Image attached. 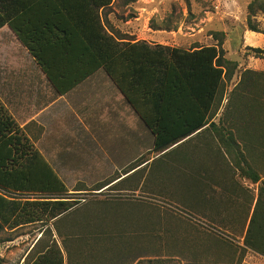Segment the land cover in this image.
I'll return each instance as SVG.
<instances>
[{"label":"trees","instance_id":"1","mask_svg":"<svg viewBox=\"0 0 264 264\" xmlns=\"http://www.w3.org/2000/svg\"><path fill=\"white\" fill-rule=\"evenodd\" d=\"M112 3L0 0V29L8 26L13 31L59 94L70 92L103 70L151 133L157 151H165L205 128L197 137L203 139L204 147L217 150L213 154L204 151L199 157L203 179L214 173L222 191L227 189L239 197L247 192L239 190L235 175L259 185L244 244L264 255V73L247 70L242 74L216 123L217 99L225 82L232 80L237 64L225 58L221 46L184 50L149 46L145 41L131 44L133 40L110 33L104 23L102 12ZM258 13L264 16V0L248 5L247 21L250 31L264 33L251 21ZM251 50L264 58V50ZM67 192L56 171L0 100V236L6 229L38 222H56L58 226L82 204L60 197ZM22 194L58 197H12ZM245 199L250 201L248 195ZM79 239L71 231L64 235L69 257L73 250L70 243ZM30 264H65L63 251L53 241Z\"/></svg>","mask_w":264,"mask_h":264},{"label":"rangeland","instance_id":"2","mask_svg":"<svg viewBox=\"0 0 264 264\" xmlns=\"http://www.w3.org/2000/svg\"><path fill=\"white\" fill-rule=\"evenodd\" d=\"M252 1L142 0L134 4L117 1L103 11V19L111 33L133 41L184 50L221 46L225 58L235 62L237 68L217 99L213 120L219 123L242 74L247 70L264 73V58L251 50H264V33L250 31L247 25L248 5ZM134 6L146 10H136ZM139 13L142 15L136 20ZM128 20L133 23L128 24ZM251 21L264 31L261 13ZM68 121L67 129L49 127L42 139L34 142L67 187L66 195L60 197L73 198L82 204L58 226L56 222H38L6 229L0 236V264H30L53 241L62 249L65 264H264V255L244 244L258 184L235 175L239 190L245 189L246 195L239 197L227 189L221 192L219 189L209 195L214 200L207 204L200 192L202 161L192 159L189 154L187 161L173 158L176 164L153 166L149 162L140 170V177L117 183L115 175L119 172L112 168L113 163L91 145L84 129L74 126L70 117ZM133 132L125 129L115 135L116 151L123 148L122 140L134 138ZM140 132L147 142L151 133L144 127ZM135 133L138 134L137 130ZM104 142L107 144L108 138ZM204 151L199 148V157L204 156ZM144 158L151 156L145 154ZM203 163L209 165L204 158ZM121 164L128 169L139 162ZM165 167L162 175L157 174ZM196 173H200L199 181L194 179ZM196 181L199 187L190 184ZM247 195L253 204L245 199ZM12 197L24 200L58 196ZM69 231L80 238L78 243H70L72 257L63 243Z\"/></svg>","mask_w":264,"mask_h":264},{"label":"crops","instance_id":"3","mask_svg":"<svg viewBox=\"0 0 264 264\" xmlns=\"http://www.w3.org/2000/svg\"><path fill=\"white\" fill-rule=\"evenodd\" d=\"M117 1L134 4L140 3L142 0H113L108 8H112ZM134 8L146 10L139 6H134ZM109 15L111 16L113 13L111 12ZM141 15L142 13H139L135 19H140ZM127 23L131 24L133 20H128ZM140 41L144 40H135L131 44ZM145 42L149 46H166ZM0 100L34 145V140L40 141L49 127L67 129L70 117L74 126L86 131L91 145L98 147L97 150L104 153L105 157L113 163L112 168L119 172L118 175H115L119 179L117 183L127 178L140 177V170L149 165V162L153 163V166L155 163L166 165L172 162L176 164L177 162L173 161V158L187 161L186 157L190 158L187 154L192 159H199V148L210 154L217 150L216 147H204L203 139L197 137L204 128L165 151H157L153 136L151 135L150 139L145 142L142 132H140L142 127L146 128L144 123L127 103L114 82L102 70L91 75L70 92L63 95L57 93L46 74L8 26L0 29ZM125 129L134 131V138L122 140V143L125 142L123 148L116 151L115 145L118 138L115 135ZM136 130L138 134L135 133ZM146 130L148 129L146 128ZM105 138L109 140L107 144L104 142ZM98 151L95 153H99ZM40 153L49 161L43 152L40 151ZM145 154L150 155L151 158L145 159ZM128 161L139 162V164L126 169L121 163ZM116 163H120V166ZM162 170L157 174L162 175L166 167ZM194 176L195 180H199L200 175L196 173ZM203 180L201 196L203 200L207 201V204H210L212 199L209 195L216 193L219 189L221 192V188L216 182L214 173L207 174L205 182ZM190 184L193 187L200 186L198 181ZM191 185L189 189H192Z\"/></svg>","mask_w":264,"mask_h":264}]
</instances>
